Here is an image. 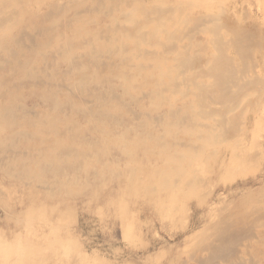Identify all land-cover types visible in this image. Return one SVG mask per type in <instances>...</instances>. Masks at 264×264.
<instances>
[{
	"label": "rangeland",
	"instance_id": "obj_1",
	"mask_svg": "<svg viewBox=\"0 0 264 264\" xmlns=\"http://www.w3.org/2000/svg\"><path fill=\"white\" fill-rule=\"evenodd\" d=\"M0 1V264H264V0Z\"/></svg>",
	"mask_w": 264,
	"mask_h": 264
},
{
	"label": "bare ground",
	"instance_id": "obj_2",
	"mask_svg": "<svg viewBox=\"0 0 264 264\" xmlns=\"http://www.w3.org/2000/svg\"><path fill=\"white\" fill-rule=\"evenodd\" d=\"M62 1H63V0H62ZM62 1H61V2H62ZM67 1H68V0H67ZM67 1H66V2H67ZM100 1H101V0H100ZM113 1H114V0H113ZM126 1H127V0H126ZM187 1L189 2V0H187ZM197 1H198V0H197ZM0 2H1V1H0ZM4 2H5V1H4ZM66 2H65V3H66ZM127 2H128V1H127ZM7 3H8V2H7ZM20 3H21V2H20ZM128 3H129V2H128ZM1 4H2V3H1ZM72 4H73V2H72ZM175 4H176V3H175ZM186 4H188V3H186ZM189 4H190V3H189ZM192 4H193V3H192ZM221 4H222V3H221ZM3 5H4V4H2L1 6H2V7H6V6H7V5H6V6H3ZM9 5H10V4H9ZM69 5H70V4H69ZM179 5H181V3H180ZM182 5H183V4H182ZM208 5H210V4H208ZM1 6H0V8H1ZM183 6H184V5H183ZM191 6H192V5H191ZM27 7H28V6H27ZM167 7H168V6H167ZM173 7H174V5H173ZM187 7H188V5H187ZM189 7H190V5H189ZM196 7H197V6H196ZM9 8H10V7H9ZM168 8H169V7H168ZM170 8H171V7H170ZM191 8H192V7H191ZM209 8H210V6H209ZM216 8H217V6H216ZM25 9H26V8H25ZM157 9H158V8H157ZM178 9H179V8H177V10H178ZM180 9H181V8H180ZM182 9H183V8H182ZM182 9H181V10H182ZM201 9H202V8H201ZM210 9H212V8H210ZM91 10H92V9H91ZM173 10H174V9H173ZM184 10H185V6H184ZM0 11H1V10H0ZM5 11H6V10H5ZM46 11H47V10H46ZM46 11H43V12H46ZM57 11H58V10H57ZM148 11H149V10H148ZM148 11H146V13H147ZM151 11H152V10H151ZM178 11H179V10H178ZM189 11H190V10H189ZM191 11H192V9H191ZM2 12H4V11H1V13H2ZM15 12H17V10H16ZM43 12H42V13H43ZM79 12H80V11H79ZM84 12H85V10H84ZM86 12H87V11H86ZM109 12H110V11H109ZM111 12H112V11H111ZM111 12H110V13H111ZM149 12H150V11H149ZM4 13H5V12H4ZM46 13H47V12H46ZM127 13H128V12H127ZM129 13H130V12H129ZM129 13H128V14H129ZM142 13H143V12H142ZM157 13H158V12H157ZM180 13H181V12H180ZM212 13H214V14L212 15ZM59 14H60V13H59ZM154 14H155V13H154ZM186 14H188V13H186ZM209 14H211V15H210L211 17H212V16H213L214 18L217 17L216 11H214V12H210ZM51 15H52V14H51ZM218 15H219V14H218ZM9 16H10V15H9ZM9 16H8V17H9ZM47 16H48V14H47ZM122 16H123V15H122ZM125 16H128V15H126V13H125ZM151 16H152V15H151ZM151 16L149 15V17H151ZM187 16H188V15H187ZM207 16H208V15H206V17H207ZM2 17H3V16H2ZM8 17H7V19H8ZM37 17H38V16H37ZM49 17H50V16H49ZM129 17H130V16H129ZM152 17H153V16H152ZM155 17H157V15H156ZM155 17H153V18H154V19H158L160 16H159L158 18H155ZM185 17H186V15H185ZM191 17H192V16H190V18H191ZM5 18H6V17H5ZM5 18H4V19H5ZM10 18H12V17L10 16ZM10 18H9V19H10ZM120 18H121V17H120ZM146 18H147V17H146ZM170 18H171V16H170ZM178 18H179V17H178ZM186 18H187V17H186ZM192 18H193V17H192ZM209 18H210V17H209ZM38 19H39V18H38ZM87 19H88V18H87ZM125 19H126V18H125ZM147 19H148V18H147ZM150 19H151V18H150ZM187 19L190 21L189 18H187ZM194 19H195V18H194ZM0 20H1V18H0ZM143 20H145V19L143 18ZM221 20H222V19H221ZM1 21H2V20H1ZM17 21H18V20H17ZM157 21H158V20H157ZM173 21H175V20H173ZM217 21H218V20H217ZM38 22H39V21H38ZM136 22H137V21H136ZM139 22H140V21H139ZM142 22H143V21H142ZM146 22L148 23V21H145V23H144V22H143V23L146 24ZM184 22H185V21H184ZM236 22H237V21H236ZM164 23H165V22H164ZM180 23H181V22H179V24H180ZM186 23H187V22H186ZM194 23H195V22H194ZM196 23H197V21H196ZM196 23H195V25L197 26ZM1 24H2V23H1ZM116 24H117V23H116ZM162 24H163V23H162ZM70 25H71V24H70ZM185 25H187V24L184 23V26H185ZM36 26H37V25H36ZM118 26H119V25H116L114 28H116V27L118 28ZM123 26H124V25H123ZM138 26H139V25H138ZM138 26H137V27H138ZM196 26H194V27H196ZM198 26H200V25H198ZM53 27H55V26H53ZM121 27H122V26H121ZM126 27H127V26H126ZM126 27H124V29H128V28H126ZM131 27H133V26H131ZM137 27H134V28H137ZM178 27H179V26H178ZM102 28H103V27H102ZM117 28H116V29H117ZM122 28H123V27H122ZM122 28H121V29H122ZM134 28H130L129 30L132 31V29H134ZM140 28H141V27H140ZM183 28H184V27H183ZM183 28H182V29H183ZM188 28H190V27H188ZM200 28H201V27H200ZM200 28L198 29L199 31H201V29H203V28H201V29H200ZM207 28H208L207 26H206V28H204L205 31H206ZM1 29H2V26H1ZM23 29H24V28H23ZM23 29H22V30H23ZM106 29H107V28H106ZM112 29H113V28L108 27V30H107V31L112 30ZM178 29H179V28H178ZM185 29H186V28H185ZM185 29H184V30H185ZM190 29H192V28H190ZM196 29H197V28H196ZM209 29H210V28H209ZM215 29H216V28H215ZM4 30H5V29H4ZM25 30H26V29H25ZM51 30H52V29H51ZM102 30H103V29H102ZM141 30H142V29H141ZM162 30H163V29H162ZM174 30H175V28H174ZM176 30H177V29H176ZM194 30H195V29H194ZM198 30H197V31H198ZM114 31H115V30H114ZM123 31H124V30H123ZM143 31H144V30H143ZM179 31H180V30H178V33L183 32V30L180 31V32H179ZM191 31H193V30H188L187 32L190 33ZM199 31H198V32H199ZM218 31H219V30H218ZM22 32H23V31H22ZM22 32H21V33H22ZM40 32H41V31H40ZM50 32H51V31H50ZM103 32H104V30H103ZM146 32H147V31H146ZM166 32H167V31H166ZM187 32H186V33H187ZM201 32H202V31H201ZM59 33H60V32H59ZM101 33H102V32H101ZM101 33H100V34H101ZM141 33H142V35H143V32H142V31H141ZM150 33H152V32H150ZM175 33H176V32H175ZM106 34H108V33H106ZM139 34H140V33L136 32L134 35L138 36ZM146 34H147V33H146ZM146 34L144 33V35H146ZM184 34H185V32H184ZM198 34H199V33H198ZM19 35H20V34H19ZM19 35H18V36H19ZM34 35H35V34H34ZM61 35H63V34L61 33ZM165 35H166V34H165ZM167 35H169V32H168ZM178 35H180V34H178ZM178 35L176 34V35H175V36H176L175 38H179ZM191 35H192V38H193L194 34H191ZM191 35H190V36H191ZM195 35H196V34H195ZM213 35H215V34H213ZM99 36H100V35H99ZM140 36H141V34H140ZM152 36H153V35H152ZM152 36H151V37H152ZM177 36H178V37H177ZM186 36H188V35L186 34V35H184L183 37L186 38ZM230 36H231V35H230ZM27 37H28V36H27ZM61 37H62V36H61ZM102 37H103V36H101V38H102ZM106 37L109 38L110 36H109V37L106 36ZM143 37H144V36H143ZM166 37H167V41H168L169 38H170L171 36H170V37H169V36H166ZM166 37H165V38H166ZM183 37H182V39H183ZM98 38H99V37H98ZM101 38H100V39H101ZM215 38H216V37L214 36V37H213V40H214ZM220 38L223 39L222 37H220ZM220 38L218 37L217 39H220ZM150 39H151V38H149V41H151ZM172 39H174V38H172ZM189 39H190V37L188 36V40H189ZM211 39H212V38H211ZM7 40H9V39H8V38H7V39H5V38L0 39V47H1V49H0V56H1V54L3 53V51H1V50L3 49L2 47H5V45H6L5 42H6ZM33 40H34V39H33ZM215 40H216V39H215ZM227 40H228V38H227ZM230 40H231V39H230ZM144 41H146V38L144 39ZM153 41H154V40H152L151 42H149V44H153V43H152ZM157 41H158V40L155 39L154 42H157ZM180 41H181V39H180ZM216 41H217V40H216ZM221 41H222V40H221ZM14 42H15V41H14ZM85 42H86V41H85ZM217 42H220V40L217 41ZM225 42H227V41H225ZM225 42H224V44H225ZM228 42H229V40H228ZM228 42H227V43H228ZM15 43H16V42H15ZM75 43H77V42H75ZM160 43H161V42H160ZM173 43H174V41H172V43L170 42V44H172V45H173ZM210 43H211V41H210ZM215 43H216V42L214 41V44H213V45H215ZM73 44H74V43H73ZM174 44H175V43H174ZM220 44H221V42H220ZM220 44H217V45H220ZM74 45H76V44H74ZM77 45H78V44H77ZM83 45H84V44H83ZM88 45H89V44H88ZM134 45H135V44H134ZM138 45H139V44H137V45H135V46H138ZM162 45H163V44H162ZM164 45H165V44H164ZM190 45H191V44H190ZM190 45L188 46V47H189L188 50L190 49ZM198 45H199V44H198ZM201 45H202V47H203V44H201ZM206 45H207V44H206ZM213 45H212V46H213ZM217 45H216V46H217ZM221 45H222V44H221ZM227 45H228V44H227ZM230 45H233V43L230 44ZM91 46H92V45H91ZM116 46H117V45H116ZM121 46H122V45H121ZM173 46H174V45H173ZM173 46H172V47H173ZM216 46H215V47H216ZM60 47H61V46H60ZM73 47H74V46H73ZM138 47H139V46H138ZM164 47H165V46H164ZM170 47H171V45H170ZM170 47H168V44H167V47H165L166 49H165V48H164V49H165V50H167V49L170 50V49H171ZM180 47H181V46H180ZM182 47H183V46H182ZM217 47H218V46H217ZM231 47H232V46H231ZM235 47H236V46H235ZM94 48H95V47H94ZM129 48H131V47L129 46ZM129 48H128V49H129ZM135 48H136V47H135ZM173 48H174V49H173ZM173 48H172L171 50H172V51H173V50L175 51L176 45H175V47H173ZM206 48H207V47H206ZM206 48H205V49H206ZM228 48H229V47H228ZM124 49H125V48H124ZM139 49H140V48H138V50H139ZM201 49H204V48H200L199 51H198V49H197L196 51H197L199 54H200V51H201V54H202L203 52H202ZM12 50H13V49H12ZM122 50H123V49H122ZM126 50H127V49H126ZM206 50H207V49H206ZM124 51H125V50H124ZM128 51H129V50H128ZM145 51H146V50H145ZM147 51H149V50H147ZM194 51H195V49H194ZM194 51H193V52H194ZM215 51H217V49H216ZM234 51L237 52V50H234ZM150 52H151V51H149V55H150V57H151V53L154 52V50H153L151 53H150ZM185 52L187 53V50H186ZM185 52H184V53H185ZM188 52H189V51H188ZM197 52H195L194 54L197 55ZM238 52H239V51H238ZM238 52H237L236 54L239 55ZM51 53L53 54V52H51ZM144 53H145V52H144ZM144 53H143V54H144ZM168 53H169V52H168ZM180 53H183V52H180ZM180 53H179V54H180ZM184 53H183V54H184ZM186 53H185V54H186ZM216 53H217V52H216ZM218 53H219V52H218ZM241 53H242V52H241ZM154 54H155V53H154ZM159 54H160V53H159ZM185 54H184V55H185ZM194 54H193V55H194ZM22 55H23V54H22ZM49 55H50V54H49ZM49 55H48V56H49ZM54 55H55V54H54ZM58 55H60L59 52H58ZM146 55H148V54L145 53V56H146ZM155 55H156V54H155ZM187 55H189V54L187 53ZM193 55H192V58H193ZM204 55H205V54H203V57H204ZM213 55H214V54H213ZM213 55L211 56V57H212L211 59H213V57H214V59H215L216 62L218 63L219 60H220L221 58L219 57V58H220V59H219L218 57H216V54H215V56H213ZM12 56H13V55H12ZM43 56H44V55H43ZM48 56H47V57H48ZM137 56H138V55H137ZM137 56H136V57H137ZM197 56H198V55H197ZM199 56H202V55H199ZM199 56H198V57H199ZM217 56H218V54H217ZM2 57H3V56H2ZM2 57H0V63H1V60L4 59V58H2ZM13 57H15V56H13ZM47 57H45V58H47ZM55 57H56V56H55ZM88 57H89V56H88ZM230 57H231V56H230ZM238 57H239V56H238ZM49 58H50V56H49ZM80 58H81V57H80ZM144 58H146V57H144ZM174 58H175V57H174ZM180 58H181V57H180ZM186 58H187V56H186ZM188 58H190L189 61H191V57H188ZM200 58H202V57H200ZM200 58H198V59L200 60ZM209 58H210V57H208V59H209ZM216 58H217V59H216ZM228 58H229V57H228ZM239 58H240V57H239ZM170 59H171V58H170ZM183 59H184V58L182 57V58H181V61H180L181 64L184 62ZM204 59H205V58H204ZM255 59H256V58H255ZM45 60H46V59H45ZM51 60H52V58H50V61H51ZM72 60H73V59H72ZM177 60H178V59H177ZM193 60H194V59H193ZM193 60H192V61H193ZM195 60H196V59H195ZM202 60H203V59H202ZM215 60H213L214 64L216 63ZM217 60H218V61H217ZM82 61H84V60H82ZM122 61H123V60H122ZM124 61H125V60H124ZM186 61H188V59H187ZM204 61H206V60H204ZM220 61H221V60H220ZM222 61H223L224 63H226V62L224 61V58H223ZM230 61H231V60H230ZM232 61H233V59H232ZM240 61H241V58H240ZM5 62H6V61H5ZM8 62H11V59H9V61H7V63H8ZM18 62H19V61H18ZM108 62H109V61H108ZM125 62H126V61H125ZM125 62H124V63H125ZM213 62H212V63H213ZM223 62H220L221 65L224 64ZM71 63L74 64L73 62H71ZM78 63H79V62H78ZM103 63H104V62H103ZM124 63H123V64H124ZM140 63H141V62H140ZM220 63H219V64H220ZM230 63H231V62H229V64H230ZM233 63H234V62H233ZM18 64H21V63H18ZM179 64H180V63H179ZM181 64H180V65H181ZM184 64L186 65L187 63L184 62ZM190 64H192V62H191ZM198 64H199V63H198ZM237 64H238V63H237ZM47 65H48V64H47ZM105 65H106V64H105ZM188 65H189V64H188ZM188 65H186V69H188V71L190 70V73H191V69H189V68H190L193 64H192L190 67H188ZM215 65H217V64H215ZM8 66H9V65H8ZM175 66H177V64H176ZM211 66H214V65L210 64L209 67H211ZM223 66H226V67H223V68H226V69H227V67H228L229 65L226 63V64L223 65ZM230 66H231V65H230ZM234 66H235V65H234ZM4 67H6V64H5ZM4 67H3V68H4ZM43 67H44V66H43ZM43 67H40V70H42L41 68H43ZM48 67H49V65H48ZM48 67H47V68H48ZM53 67H54V66H53ZM71 67H72V66H71ZM143 67H144V66H143ZM146 67L148 68L149 65L146 66ZM146 67H145V69H146ZM150 67H151V66H150ZM181 67H182V69L184 70L185 66H184V68H183V64H182ZM187 67H188V68H187ZM193 67H194V66H193ZM209 67H208V68H209ZM236 67H237V66H236ZM7 68H8V67H7ZM7 68H6V69H7ZM10 68H11V67H10ZM35 68H36V67H35ZM103 68H104V67H103ZM151 68H152V67H151ZM157 68H158V67H157ZM157 68H156V69H157ZM169 68H170V67H169ZM176 68L178 69V68H180V67L178 66V67H176ZM191 68H192V67H191ZM195 68H196V67H195ZM195 68H194V70H195ZM201 68H202V67H201ZM212 68H213V67L210 68V70L212 71V75H215V74H216L215 72H218V70L215 71V72L213 73ZM220 68H222V67H220ZM233 68H234V67H233ZM11 69H12V68H11ZM33 69H34V68H33ZM177 69H173V70H174V71H173L174 74L178 72V71H175V70H177ZM186 69H185L184 71H187ZM192 69H193V68H192ZM196 69H199V68H196ZM216 69H217V68H216ZM62 70H63V69H62ZM169 70H172V69H169ZM201 70H202V69H201ZM210 70H208V71H210ZM227 70H229V68H228ZM0 71H1V70H0ZM43 71H44V69H43ZM46 71H47V70H46ZM56 71H57V70H56ZM64 71H65V70H64ZM67 71H69V70H67ZM67 71H66V72H67ZM105 71H106V69H105ZM188 71H187V72H188ZM204 71H205V70H203V72H204ZM108 72H109V71H108ZM112 72H113V71H112ZM179 72L183 73V71H181V70H179ZM196 72H197V70H196ZM201 72H202V71H201ZM201 72H200V70H199V71H198L199 74H197V73H196V74H197V75H200ZM124 73H125V72H124ZM124 73H123V74H124ZM194 73H195V72H194ZM238 73H239V72H238ZM27 74H28V73H27ZM56 74L58 75L57 72H56ZM67 74H68V73H67ZM69 74H70V73H69ZM69 74H68V75H69ZM136 74H137V73H136ZM192 74H193V73H192ZM196 74H195V75H196ZM218 74H219V73H218ZM218 74H216V76H218ZM46 75H47V74H46ZM48 75H49V74H48ZM57 75H56V76H57ZM64 75H66V74L64 73ZM124 75H125V74H124ZM129 75H132V74H129ZM195 75H194V77H195ZM240 75H241V74H240ZM127 76H128V75H127ZM158 76H159L158 80L163 81V79H164L165 77L169 78V80H170V77H169L167 74H165L164 71H160V74H159ZM188 76H189V75H188ZM216 76H214L215 79L217 78ZM64 77H66V76H64ZM196 77H197V76H196ZM200 77H202V76L200 75ZM208 77H212V76H208ZM245 77H246V76H245ZM39 78H40V77H39ZM125 78H126V76H125ZM171 79L174 80V81L176 80L175 77H174V78L172 77ZM61 80H62V78H61ZM150 80H151V79H150ZM182 80H183V79H182ZM23 81H24V79H23ZM27 81L31 82L30 80H27ZM145 81H146V80H145ZM191 81H193V80H191ZM44 82H45V81H44ZM62 82H63V80H62ZM194 82H195V81H194ZM194 82H192L193 85H194V86L197 85V84L194 83ZM21 83H22V82H21ZM173 83H174V82H173ZM173 83H171L173 86H176V87H177V85H179V84H175V83H177V82H175L174 84H173ZM12 84H13V83H12ZM15 84H19V83H15ZM24 84H26V83H24ZM31 84H33V82H31ZM36 84H37V82H36ZM36 84H34V85H36ZM63 84H64V82H63ZM155 84H156V82H155ZM159 84H160V83H159ZM168 84H169V86H170V83H168ZM186 84H187V83H186ZM186 84H185V85H186ZM224 84H225V82H224ZM26 85H29V83L26 84ZM48 85H50V84L48 83ZM53 85H54V84H53ZM59 85H60V84H59ZM66 85H67V84H66ZM160 85H161V84H160ZM165 85H166V84H165ZM172 85H171V86H172ZM180 85H182V84H180ZM185 85H184V86H185ZM37 86H38V85H37ZM42 86H43V85H42ZM135 86H136V85H135ZM157 86H158V85H157ZM184 86H183V87H184ZM188 86H189V85H187V87H188ZM205 86H206V85H205ZM208 86H209V85H208ZM208 86H206V87L208 88ZM212 86H213V85H212ZM212 86H209V87L211 88ZM233 86H234V85H233ZM40 87H41V86H40ZM51 87H52V84H51ZM114 87H115V86H114ZM176 87L172 90L173 92L170 91V92L173 93L174 95L176 94V90H175ZM198 87H199V90H200V86H197V88H198ZM203 87H204V86H203ZM214 87H215V86H213L212 88H214ZM7 88H8V86H7ZM16 88H17V87H16ZM61 88H62V86H61ZM164 88H165L166 91H167L169 87H168V88L164 87ZM64 89H65V88H64ZM161 89H162V88H161ZM187 89H188V88H186V90H187ZM214 89H215V88H214ZM214 89H212V90H214ZM5 90H7V89H5ZM124 90H125V89H124ZM156 90H157V89H156ZM163 90H164V89H163ZM163 90H161V91H163ZM199 90H198V91H199ZM210 90H211V89H210ZM215 90H216V89H215ZM151 91H152V90H151ZM218 91H219V90H218ZM87 92H88V90H87ZM99 92H100V91H99ZM105 92H106V91H105ZM152 92H154V91H152ZM163 92H165V90H164ZM186 92H187V91H186ZM214 92H215V91H214ZM205 93H206V91H205ZM234 93H235V92H234ZM3 94H4V93H2L1 95H3ZM90 94H92V93H90ZM90 94H89V92H88V95H90ZM97 94H98V93H97ZM112 94H114V93H112ZM112 94H111V95H112ZM142 94L145 96L144 93H142ZM148 94H149V93H148ZM158 94H159V93H158ZM158 94H157V95H158ZM173 94H171V95H173ZM180 94H181V93H180ZM183 94H184V92H183ZM194 94H195V93H194ZM198 94H199V93H198ZM76 95H78V92H77ZM152 95H153V94H152ZM152 95H151V96H152ZM181 95H182V94H181ZM72 96H73V95H72ZM103 96H104V94H103ZM117 96H118V95H117ZM110 97H111V96H110ZM114 97H115V95H114ZM145 97H146V96H145ZM199 97H200V96H199ZM102 98H103V97H102ZM143 98H144V97H143ZM103 99H104V98H103ZM105 99H106V97H105ZM112 99H113V98H111V100H112ZM114 99L117 100L116 97H115ZM118 99H119V97H118ZM162 99H163V98H162ZM87 100H88V99H87ZM87 100H85V101H87ZM101 100H102V99H101ZM200 100H201V99H200ZM202 100H203V98H202ZM202 100H201V101H202ZM205 100H206V99H205ZM249 100H250V99H249ZM102 101H103V100H102ZM138 101H139V100H138ZM246 101H247V100H246ZM87 102H88V101H87ZM91 102H92V101H91ZM118 102H120V101L117 100V103H118ZM120 103H122V102H120ZM198 103H199V102H198ZM112 104H113V103H112ZM127 104H129V103H126V105H127ZM165 104H166V103H165ZM167 104H168V103H167ZM184 104H185V103H184ZM126 105H125V106H126ZM171 105H172V104H170V106H171ZM137 106H138V105H137ZM232 106H233V105H232ZM185 107H186V106H185ZM192 107H193V106H190V108H192ZM209 107H210V106H209ZM215 107H216V106H215ZM233 107H235V106H233ZM125 108H126V107H125ZM142 108H143V107H142ZM151 108H152V107H151ZM122 109H123V108H122ZM192 109H193V108H192ZM234 109H235V108H234ZM126 110L129 111V109H126ZM126 110H125V111H126ZM169 110H170V109H169ZM177 110H178V109H177ZM177 110H176V112H179L180 108H179L178 111H177ZM216 110H217V109H216ZM128 111H127V112H128ZM202 111H203V110H202ZM208 111H209V110H208ZM26 112H27V110H26ZM130 112L133 113V111H130ZM5 113H6V112H5ZM27 113H29V112H27ZM32 113H33V112H32ZM36 113H37V115H38L39 112H36ZM135 113H136V112H135ZM137 113H138V112H137ZM145 113H146V112H145ZM168 113H172V114H173L174 111H173V110H170ZM6 114H7V113H6ZM23 114H24V113H23ZM33 114H34V113H33ZM138 114L140 115V113H138ZM146 114H147V113H146ZM146 114H145V115H146ZM148 114H149V113H148ZM172 114H171V115H172ZM187 114H188V113H187ZM4 115H5V114H4ZM7 115H8V114H7ZM21 115H22V114H21ZM31 115H32V114H31ZM31 115H30V116H31ZM173 115H174V114H173ZM135 116H137V114H136V115L134 114V118H136ZM146 116H149V115H146ZM34 117L36 118V116H34ZM67 117H68V116H67ZM158 117H159V116H157V118H158ZM147 118L149 119V117H147ZM157 118H154V119H156V122H157ZM161 118H162V116H160V119H161ZM172 118H173V117H172ZM188 118H189V117H188ZM17 119H18V118H17ZM19 119H20V118H19ZM154 119H153V120H154ZM149 120H150V119H149ZM161 120H163V119H161ZM161 120H160V122H161ZM172 120H173V119H172ZM188 120H189V119H188ZM190 120H191V119H190ZM171 122H172V121H171ZM179 122H180V121H179ZM121 123H122V122H121ZM157 123H158V122H157ZM190 123H191V121H190ZM29 124H30V122L28 123V125H29ZM118 125H120V123H119ZM121 125H122V124H121ZM199 126H200V125H199ZM33 127H34V126H33ZM70 127H71V126H70ZM72 128H73V126H72ZM73 129H74V128H73ZM73 129H72V130H73ZM67 130H69V129H67ZM72 130H71V131H72ZM154 130H155V129H154ZM155 131H156V130H155ZM64 132H65V131H64ZM44 133H45V132H44ZM46 133H47V132H46ZM58 134H59V132H58ZM28 135H29V134H28ZM64 135H65V133H64ZM69 136H70V135H69ZM28 137H29V136H28ZM147 137H148V135H147ZM188 137H190V136H188ZM69 138H70V137H69ZM189 139H190V138H189ZM47 140H48V139H47ZM97 141H98V140H97ZM145 142H147V141H145ZM164 142H165V141H164ZM164 142H163V144H164ZM175 143H176V142H175ZM98 144H99V142H98ZM146 144H147V143H146ZM160 144H161V143H160ZM91 147H92V146H91ZM123 147H124V145H123ZM40 149H41V148H40ZM123 150H124V149H123ZM123 150H121V151H123ZM7 151H8V150H7ZM11 152H12V151H11ZM12 153H13V152H12ZM15 153H17V152H15ZM24 154H26V152H25ZM10 155H11V154H10ZM98 157H99V155H98ZM108 157H109V156H108ZM5 158H6V156H5ZM3 159H4V158H3ZM2 161H3V160H2ZM173 167H174V166H173ZM76 179H77V178H76ZM23 183H24V182H23ZM27 185L30 186V183L27 184ZM0 187H1V186H0ZM38 187H40V186H38ZM2 188H3V187H2ZM42 188H43V187H42ZM46 188H47V186H46ZM46 188H45V189H46ZM3 189H4V188H3ZM3 189H1V190H3ZM16 189H17V188H16ZM47 189H48V188H47ZM150 190H151V189H150ZM152 190H154V189H152ZM14 191H15V190H14ZM16 191H17V190H16ZM0 192H1V191H0ZM3 192L5 193V190H3ZM1 193H2V192H1ZM13 195H14V194H13ZM13 195H12V196H13ZM9 197H10V196H9ZM6 200H7V199H6ZM10 202H11V201H10ZM20 204H21V202H20ZM123 205H124V204H123ZM5 207H7V206L5 205ZM42 207H43V206H42ZM45 208H46V207H45ZM220 209H221V208H220ZM52 211H53V210H52ZM127 213H128V212H127ZM217 213H218V212H217ZM228 217H230V216H228ZM44 218H45V217H44ZM223 218H224V217H223ZM230 218H231V217H230ZM230 218H229V219H230ZM231 219H232V218H231ZM44 220H45V219H44ZM44 220H43V221H44ZM128 220H129V219H128ZM46 221H47V220H46ZM222 221H223V220H222ZM131 223H132V222H131ZM46 224H47V223H46ZM126 224H127V223H126ZM50 225H51V223H50ZM129 227H130V226H129ZM218 227H219V226H218ZM40 228H41V227H40ZM46 228H47V227H46ZM125 228H126V227H125ZM209 232H210V231H209ZM41 234H42V232H41ZM51 234H52V233H51ZM24 235H25V234H24ZM43 236H44V235H43ZM41 239H42V238H41ZM18 242H19V241H18ZM42 242H43V241H42ZM48 242H49V241H48ZM66 242H67V241H66ZM19 243H20V242H19ZM8 244H9V243H8ZM11 245H12V244H11ZM11 245H10V246H9V245H5V246H2V245H1V247H2L3 250H4L5 255H8V252L10 253V252L12 251V247H11ZM15 246H16V245H15ZM43 248H44V247H43ZM18 249H19V248H18ZM18 249H17V250H18ZM22 249H24V248H22ZM203 249H204V248H203ZM1 250H2V249H1ZM198 250H199V249H198ZM18 251H19V250H18ZM193 251H194V250H193ZM2 252H3V251H2ZM16 252H17V251H16ZM20 252H21V251H20ZM3 255H4V254H3ZM189 255H190V254H189ZM4 257H5V256H4ZM18 257H19V256H18ZM216 257H217V256H216ZM221 257H222V256H221ZM189 258H190V257H189ZM217 258H218V257H217ZM224 258H225V257H224ZM220 259H221V258H220ZM192 261H194V260H192ZM211 262H212V261H211ZM217 262H218V261H217ZM95 263H96V262H95ZM95 263H94V264H95ZM207 264H208V263H207Z\"/></svg>",
	"mask_w": 264,
	"mask_h": 264
}]
</instances>
